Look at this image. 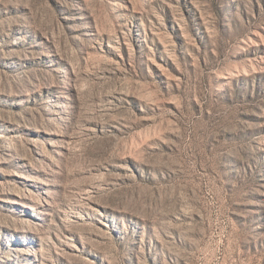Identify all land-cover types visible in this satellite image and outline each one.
Here are the masks:
<instances>
[{
  "label": "rangeland",
  "instance_id": "374dc122",
  "mask_svg": "<svg viewBox=\"0 0 264 264\" xmlns=\"http://www.w3.org/2000/svg\"><path fill=\"white\" fill-rule=\"evenodd\" d=\"M0 264H264V0H0Z\"/></svg>",
  "mask_w": 264,
  "mask_h": 264
}]
</instances>
